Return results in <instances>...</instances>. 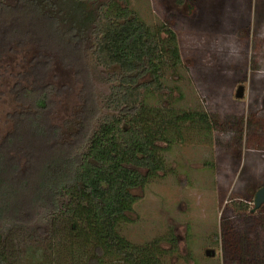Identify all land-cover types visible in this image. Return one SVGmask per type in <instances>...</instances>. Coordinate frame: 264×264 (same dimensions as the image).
Listing matches in <instances>:
<instances>
[{
  "label": "rangeland",
  "instance_id": "rangeland-1",
  "mask_svg": "<svg viewBox=\"0 0 264 264\" xmlns=\"http://www.w3.org/2000/svg\"><path fill=\"white\" fill-rule=\"evenodd\" d=\"M128 1L126 9L151 32L174 33L179 61L164 68L162 89L143 98L139 122L164 148L165 168L134 190L131 219L116 227L120 244L104 264H134L127 254L137 259L145 247L162 248V264H264V203L254 207L264 185V0ZM112 5V16L128 13ZM91 37L72 55L37 41L0 55V139L15 104L9 89L39 54L49 61L44 81L53 86L46 138L74 141L81 118L94 110L89 124L97 127L108 112L111 70L94 62ZM239 85L244 90L236 97ZM69 218L45 207L30 224L3 220L7 264H82L80 251L70 248L77 243H71Z\"/></svg>",
  "mask_w": 264,
  "mask_h": 264
},
{
  "label": "trees",
  "instance_id": "trees-1",
  "mask_svg": "<svg viewBox=\"0 0 264 264\" xmlns=\"http://www.w3.org/2000/svg\"><path fill=\"white\" fill-rule=\"evenodd\" d=\"M111 3L122 9L129 5L128 0L0 1V55L34 41L72 55L91 35L94 62L111 70L108 112L99 116L97 127L89 124L96 111L84 113L74 141L56 144L46 138L53 87L44 81L49 61L34 56L26 75L19 73L9 89L15 104L0 139V224L33 223L45 207L53 216L70 217L69 236L77 243L70 248L80 251L82 264H104L105 256L118 250L116 227L131 219L138 199L134 190L165 168L164 148L139 122L143 98L162 89L164 68L172 70L179 61L171 30L154 34L135 10L112 16ZM27 75L29 79L23 77ZM2 246L0 235V264H7ZM162 253V248L145 247L137 259L132 252L127 256L134 264H162Z\"/></svg>",
  "mask_w": 264,
  "mask_h": 264
},
{
  "label": "water",
  "instance_id": "water-1",
  "mask_svg": "<svg viewBox=\"0 0 264 264\" xmlns=\"http://www.w3.org/2000/svg\"><path fill=\"white\" fill-rule=\"evenodd\" d=\"M244 87L243 85H239L237 87L235 96L236 97H241L243 93ZM262 203H264V186L260 187L256 192H255V197H254V207L258 208ZM207 254H209V251H206ZM213 253V251H212Z\"/></svg>",
  "mask_w": 264,
  "mask_h": 264
},
{
  "label": "flooded vegetation",
  "instance_id": "flooded-vegetation-1",
  "mask_svg": "<svg viewBox=\"0 0 264 264\" xmlns=\"http://www.w3.org/2000/svg\"><path fill=\"white\" fill-rule=\"evenodd\" d=\"M263 186H264V185H263ZM261 187H262V186H261ZM259 188H260V187H259ZM259 188H258V189H259ZM254 197H255V195H254Z\"/></svg>",
  "mask_w": 264,
  "mask_h": 264
}]
</instances>
